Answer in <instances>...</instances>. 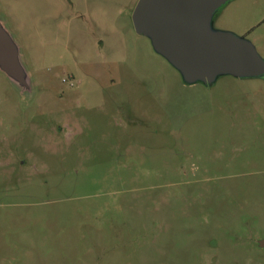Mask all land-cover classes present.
<instances>
[{
	"label": "rangeland",
	"instance_id": "rangeland-1",
	"mask_svg": "<svg viewBox=\"0 0 264 264\" xmlns=\"http://www.w3.org/2000/svg\"><path fill=\"white\" fill-rule=\"evenodd\" d=\"M139 0H0V264H264V77L187 84ZM213 27L264 59V0Z\"/></svg>",
	"mask_w": 264,
	"mask_h": 264
},
{
	"label": "water",
	"instance_id": "water-1",
	"mask_svg": "<svg viewBox=\"0 0 264 264\" xmlns=\"http://www.w3.org/2000/svg\"><path fill=\"white\" fill-rule=\"evenodd\" d=\"M230 1L139 0L132 21L136 33L147 37L187 84L212 85L224 75L263 78L264 59L255 46L213 27L216 14ZM0 71L22 94L33 93L21 46L1 19Z\"/></svg>",
	"mask_w": 264,
	"mask_h": 264
}]
</instances>
